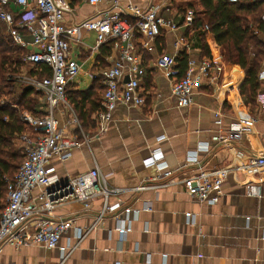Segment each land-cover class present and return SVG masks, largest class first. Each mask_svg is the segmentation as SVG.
<instances>
[{"label": "crops", "instance_id": "crops-1", "mask_svg": "<svg viewBox=\"0 0 264 264\" xmlns=\"http://www.w3.org/2000/svg\"><path fill=\"white\" fill-rule=\"evenodd\" d=\"M58 1L71 9L65 16V26L72 28L96 18L97 10H107L110 0L98 8L87 0ZM133 4L142 10L162 7L163 16L180 26L177 33L164 32L153 50L143 54L146 107H117L108 131L98 138L97 113L91 115V122H86L83 129L81 125L79 128L71 125L69 114L60 109L58 118L68 135L91 142L74 150L65 164L54 161L52 167L60 181L99 169L100 183L110 191L108 204H120L121 209L133 207L140 212L136 219L131 220L130 216L131 231L122 234L117 227L125 217L115 219L107 215L92 228L104 207V197L96 198L88 211L79 202L58 208L54 213L56 219L74 220L73 228L60 241L61 247H75L64 264H264V181H261L264 169L253 176L243 172L248 158L264 155V106L259 98L255 108L244 104L239 93L245 80L244 71L239 66L227 65L215 37L208 35L211 58L225 66L223 90L204 87L195 93L190 108H177L169 79L153 66L159 57L174 55V44L180 41L179 55L186 53L189 58L201 59V50L194 49L183 38L187 28L181 25L186 10L194 8L201 13L199 0H134ZM163 38L164 45L159 46ZM91 39L94 42L88 43ZM68 41L71 55L82 69L70 85L87 91L94 84L92 70L100 55L92 50L96 36L83 30ZM117 55L112 49L106 60L108 66ZM260 94H264V88ZM233 104L249 118L241 123ZM218 112L223 115L222 127L216 123ZM239 124L242 125L239 136L231 137L232 127ZM215 136L225 137L228 142L215 141ZM157 149L163 152L176 177L194 174L195 166L189 163L188 156L196 152L206 170L230 169L232 173L223 186L221 201L217 205L196 202L181 185L137 191L142 185L155 184L150 180L158 173L155 168H146L144 161ZM247 183L257 186L260 194L249 195ZM148 207L150 212L146 210ZM86 230L88 233L78 240L77 233ZM62 260L59 249L39 246L20 250L6 247L0 253V262L4 264H60Z\"/></svg>", "mask_w": 264, "mask_h": 264}, {"label": "built area", "instance_id": "built-area-1", "mask_svg": "<svg viewBox=\"0 0 264 264\" xmlns=\"http://www.w3.org/2000/svg\"><path fill=\"white\" fill-rule=\"evenodd\" d=\"M238 1L229 0L231 4ZM253 1L264 3V0ZM104 2L105 0H87L94 8L102 6ZM133 2L134 0H110L107 10H97L96 18L67 28L65 16L71 9L63 7L58 0H0V23L5 27L6 34L15 45L29 51L23 58L24 63L44 65L51 71V77L42 79L20 77L25 84L42 95L46 114L34 116L24 112L21 115V121L27 130L16 138V142L27 147V151L19 172L7 184L6 204L0 214V253L6 247L16 250L30 246L59 249L63 257L60 264H64L65 258L75 247H61L60 241L73 228L74 220L56 219L55 211L70 202H79L88 211L98 197H104L105 203L92 228H96L107 215H112L115 219L125 217V221H121L120 227H117L120 233L127 234L131 231V220L136 219L140 211L133 207L121 209L120 204H108L110 191L101 185L99 169L60 181L52 163L58 161L65 164L71 159L74 150L91 142L90 139L80 141L69 136L58 118L60 109H64L71 118L70 124L75 128L80 127L67 99V87L82 72L80 64L71 55L69 37L78 36L83 30L92 32L96 36L93 52L100 54L102 46L113 42V51L118 53L107 68L92 74L94 80L102 78L105 89L101 110L95 117L98 125L96 138L108 131L117 107H146L148 93L143 88L146 75L143 54L153 50L155 42L164 32L177 33L180 26L163 16L162 7L152 6L142 10ZM195 18V11L187 10L183 17V27L191 28ZM130 19L133 23L129 22ZM262 20L264 23V15ZM204 30L208 31L209 28L205 27ZM260 35L264 40V31ZM180 44L182 41L174 44V55L159 57L153 67L164 72L169 79L177 108L187 109L193 105L195 93L204 87L212 86L223 90L225 66L214 57H191L182 76L177 61ZM259 81L264 88V65L259 73ZM259 99L264 106V94H260ZM233 105L241 123L249 118L238 105ZM215 117L217 125L222 127L223 115L218 112ZM241 126L239 124L232 127L231 137L239 136ZM213 139L224 144L228 142L221 136ZM188 158L189 163L195 166L194 174L176 177L165 162L163 152L159 149L153 151L145 159L144 165L146 168L156 169L158 174L150 180L155 184L151 187L142 185L137 191L181 185L192 200L217 205L224 195L223 186L232 172L225 168L206 170L197 152ZM243 169L246 175L252 176L262 171L264 155L248 158ZM261 181H264V177ZM158 182L161 184L156 185ZM247 185L249 195L260 194L257 186ZM146 210L150 212L151 208ZM88 231H79L77 239L82 240Z\"/></svg>", "mask_w": 264, "mask_h": 264}, {"label": "trees", "instance_id": "trees-1", "mask_svg": "<svg viewBox=\"0 0 264 264\" xmlns=\"http://www.w3.org/2000/svg\"><path fill=\"white\" fill-rule=\"evenodd\" d=\"M199 7V14L192 8L196 13L195 22L186 30L183 38L194 49L201 50L202 59L212 57L206 38L208 35L214 36L224 62L239 66L244 71L245 80L239 87V93L246 106L255 108L263 90L259 73L264 65V40L260 35L264 31V3L239 0L231 4L229 0H199ZM129 22L133 23L131 19ZM205 27L209 30L205 31ZM164 41L163 38L159 46H163ZM113 44L110 42L101 47L93 74L108 67L106 60L111 57ZM28 53V50L13 43L0 24V214L6 204L8 181L13 180L20 170L22 156L16 149V138L27 128L21 121V115L24 112L34 116L46 114L44 105L35 100L36 97L42 98V95L31 87L21 85L18 79L24 68L23 58ZM188 60L186 53L177 59L182 76ZM30 76L40 79L51 77V71L44 65L34 66ZM104 90L102 78L95 79L87 91H80L72 85L67 87L68 102L83 129L86 122H91V115L101 110ZM2 98L5 103H2Z\"/></svg>", "mask_w": 264, "mask_h": 264}, {"label": "rangeland", "instance_id": "rangeland-1", "mask_svg": "<svg viewBox=\"0 0 264 264\" xmlns=\"http://www.w3.org/2000/svg\"><path fill=\"white\" fill-rule=\"evenodd\" d=\"M0 24H1V23H0ZM1 26L3 27L4 33H6V29H5V27H4L2 24H1ZM93 42H94V39H91L90 41H88V43H93ZM88 46H90V45H88ZM93 46H94V45H91L90 48H93ZM26 55H27V54H26ZM26 55H25V56H26ZM25 56H24V57H25ZM23 63H24V61H23ZM87 66H88V65H86V66L84 67V69H86ZM32 70H34V66H33V65L28 64V63H24V68H23V72H22V75H21V76H23V77H29L30 72H31ZM21 76H19V77H21ZM18 79H20V78H18ZM37 79H40V78L37 77ZM20 84H21V85H24L25 87H29V85L25 84V83H24V80H22V79H20ZM35 92H36V91H35ZM33 97H36V96H33ZM37 99H38V102H39V104H40L41 106L44 105V104H43V100H42L41 97H36L35 100H37ZM2 100H3L2 102L5 103V99L2 98ZM26 130H27V129H26ZM29 133H30V131H29ZM16 149L19 151V154L22 156V160L20 161V164H19V168H20V165H21V163L23 162V159H24V157H25V154H26V151H27V147H25V146H23L22 144H19V143L16 142Z\"/></svg>", "mask_w": 264, "mask_h": 264}]
</instances>
